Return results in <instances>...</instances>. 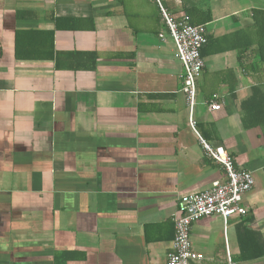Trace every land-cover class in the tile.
<instances>
[{"label": "crops", "instance_id": "1", "mask_svg": "<svg viewBox=\"0 0 264 264\" xmlns=\"http://www.w3.org/2000/svg\"><path fill=\"white\" fill-rule=\"evenodd\" d=\"M158 3L210 17L194 130ZM255 10L264 0H0V264H165L178 197L223 177L199 137L254 185L246 214L191 224L189 264H264L263 129L240 110L264 92L243 49Z\"/></svg>", "mask_w": 264, "mask_h": 264}, {"label": "built area", "instance_id": "2", "mask_svg": "<svg viewBox=\"0 0 264 264\" xmlns=\"http://www.w3.org/2000/svg\"><path fill=\"white\" fill-rule=\"evenodd\" d=\"M158 8L161 22L173 42L175 58L181 65V91L189 109L188 125L194 130L192 108L195 104L196 81L203 68L200 51L207 41V33L202 24H191L187 15L175 18L160 3ZM158 37L163 39L164 36L161 33ZM220 106L218 96L212 95L208 109L217 111ZM199 142L205 155L222 168L223 177L211 182L207 189L178 197L176 212L172 217L173 239L165 264H189L190 261L197 262L201 259L191 249L189 231L192 223L209 216H219L225 221L231 216H241L248 211L242 204V197L254 185L251 172L237 168L233 158L222 147L213 148L200 137Z\"/></svg>", "mask_w": 264, "mask_h": 264}, {"label": "trees", "instance_id": "3", "mask_svg": "<svg viewBox=\"0 0 264 264\" xmlns=\"http://www.w3.org/2000/svg\"><path fill=\"white\" fill-rule=\"evenodd\" d=\"M187 15L190 12L187 11ZM210 17H206L203 20L192 21L189 20L191 24H203L209 21ZM253 24L247 29L246 42L243 45V49H248L254 46L255 57L258 63H264V10H255L252 14ZM18 34V33H17ZM20 34L15 38V56L22 58L27 57L19 51L17 42L19 40ZM206 46V44H205ZM204 46L201 48V54ZM52 53V41L49 43V56ZM34 57H36L34 55ZM241 121L245 128H251L259 126L263 129L264 137V92L259 88H253L249 97H247L241 104ZM264 254V250L261 253H254L252 257H259Z\"/></svg>", "mask_w": 264, "mask_h": 264}]
</instances>
